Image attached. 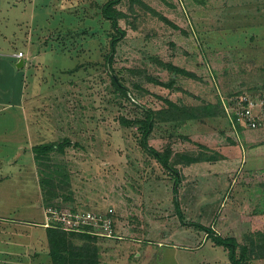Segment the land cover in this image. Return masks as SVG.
I'll list each match as a JSON object with an SVG mask.
<instances>
[{"label":"rangeland","instance_id":"rangeland-1","mask_svg":"<svg viewBox=\"0 0 264 264\" xmlns=\"http://www.w3.org/2000/svg\"><path fill=\"white\" fill-rule=\"evenodd\" d=\"M105 1L0 0V264H56L49 201L59 212L112 209L114 237L85 230L93 238L68 239L97 248L99 264H231L192 223L239 245L264 232V141L255 143L264 140V118L257 128L237 118L240 130L221 112L156 124L149 143L160 151L170 144L171 161L182 153L216 158L178 164L177 193L173 175L141 148L137 127L120 118L159 109L158 95L196 106L220 97L225 108L227 93L264 91V0H124L125 35L111 61ZM19 50L23 67L12 56ZM158 59L196 76L171 74ZM65 137L72 146L36 161L33 145Z\"/></svg>","mask_w":264,"mask_h":264},{"label":"trees","instance_id":"trees-1","mask_svg":"<svg viewBox=\"0 0 264 264\" xmlns=\"http://www.w3.org/2000/svg\"><path fill=\"white\" fill-rule=\"evenodd\" d=\"M124 0H106L100 6V12L103 19L110 22L111 28L114 30V35L111 34V38L109 40L110 51L107 59L111 61V57L115 47L124 35L125 31L119 25V20L122 17H127L126 13L123 12L118 5ZM158 14V13H157ZM160 17V15L158 16ZM162 20L172 27L173 29L182 31V29L176 25L174 22L170 21L166 17H162ZM157 63L165 70L174 75H181L184 77L192 78L196 76L193 71H190L182 66L176 65L171 61H161L158 59ZM153 83L163 86V87H171L175 83V79L171 77L168 81H162L160 79H156L154 77L150 78ZM112 84L115 86L117 90L121 93L122 96L126 97V88L119 83L114 77H112ZM248 90V91H247ZM247 91L249 93L255 94L258 92L257 89H242L239 91H234L231 93H227V97L233 94H238L240 92ZM159 98L162 99L163 104L159 109H151L145 108L143 109V116L139 118L126 119L124 117L120 118V121L124 125H134L139 130L140 135V146L143 151L147 152L149 156H151L156 162H158L163 168L167 169L173 175V191L177 193V185L180 183L182 179L181 173L176 169L178 164H184L185 166L201 162V161H213L215 160V155H209L208 157H201V155H189V154H180V160L171 161L172 148L171 145L168 144L166 149L163 151L157 150L155 147L150 145L149 139L152 135V132L158 123L165 122H173V123H184L190 120H200L203 116H214L216 112H221L225 116L226 111L224 107H221L220 97L218 100V105L215 103H205L201 106L199 105H186L183 103H179L177 101H173L169 98H162V96L158 95ZM223 102V101H222ZM218 109V110H217ZM229 119H233L234 123H231V126L238 127L240 126V121L237 119L235 115L233 117H229ZM227 120V119H226ZM240 130V129H239ZM72 142L69 138L65 137L57 142H45L40 144H35L31 147L33 150L34 158L37 162H45V157L49 155V153L56 151L59 154L63 153L66 147L72 146ZM199 147H203L204 145L198 144ZM47 167V165H46ZM56 171V170H55ZM55 171H48L46 175H55ZM45 178H42L44 180ZM50 184V183H49ZM64 196V195H62ZM65 198V196H64ZM47 207L49 208H60L54 201L47 202ZM175 207L178 213L179 204L175 201ZM79 208H71L69 210H76ZM109 209L106 210H89L96 213H101L104 216H108L112 218V212H108ZM180 217L182 219V214L180 213ZM113 220V219H112ZM182 222L185 221L182 219ZM194 226L198 229L204 230L207 232V236L211 239V241L216 246L223 247L228 253V259L231 264H251V259H264V232L256 231L255 233H251L246 236L244 244L239 245L236 238L233 236H221L215 233L211 228L202 225L201 223L193 222ZM114 229V223H113ZM49 232V241L51 243V255L53 261L56 264H99V254L97 252V248L90 249L88 246H74L71 241L68 239L71 235L81 236L85 239L93 238L92 234L87 232H73V231H64L58 227H50L48 229ZM116 232V231H114ZM240 248V252L237 253V249Z\"/></svg>","mask_w":264,"mask_h":264},{"label":"built area","instance_id":"built-area-1","mask_svg":"<svg viewBox=\"0 0 264 264\" xmlns=\"http://www.w3.org/2000/svg\"><path fill=\"white\" fill-rule=\"evenodd\" d=\"M17 58L23 56L22 52L15 55ZM256 98V96H258ZM225 111L229 115H235L251 128L260 127L264 118V91L260 94H252L243 91L233 94L225 99ZM109 213L112 209L108 210ZM45 217V226L58 227L64 231L84 232L92 230L97 235L114 237L113 221L111 216H104L89 210L76 209L74 211L59 212L57 208H49Z\"/></svg>","mask_w":264,"mask_h":264},{"label":"crops","instance_id":"crops-1","mask_svg":"<svg viewBox=\"0 0 264 264\" xmlns=\"http://www.w3.org/2000/svg\"><path fill=\"white\" fill-rule=\"evenodd\" d=\"M19 51H20V50H19ZM20 52H22V51H20ZM17 53H18V52H17ZM17 53H13L12 56L14 55V58H15V57H16L15 55H16ZM22 54H23V53H22ZM23 56H24V55H23ZM23 56H22V57H23ZM22 57H21V58H22ZM16 58H17V57H16ZM21 58H17V60H16L17 63H19L20 60H22ZM17 63H16V64H17ZM23 65H24V61H23ZM23 65H22L21 67H23ZM261 92H262V91H261ZM22 96H23V95H22L21 92H19V94L17 95L18 99H20ZM18 99H17V100H18ZM18 101H19V100H18ZM35 121H38V120L35 119ZM36 123H37V122H36ZM263 141H264V140H261V141L255 142V143H260V142H263Z\"/></svg>","mask_w":264,"mask_h":264},{"label":"water","instance_id":"water-1","mask_svg":"<svg viewBox=\"0 0 264 264\" xmlns=\"http://www.w3.org/2000/svg\"><path fill=\"white\" fill-rule=\"evenodd\" d=\"M22 65H23V60H20V62L16 64L17 67H21Z\"/></svg>","mask_w":264,"mask_h":264}]
</instances>
